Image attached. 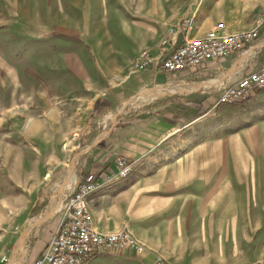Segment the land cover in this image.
<instances>
[{"label": "crops", "instance_id": "crops-1", "mask_svg": "<svg viewBox=\"0 0 264 264\" xmlns=\"http://www.w3.org/2000/svg\"><path fill=\"white\" fill-rule=\"evenodd\" d=\"M89 5L99 8L95 12L97 18L92 27L86 25L82 31H98L105 20L116 21L121 30L132 26L156 37L153 49L159 44L168 49L176 38L180 43V28L186 18H191L192 24L195 19L209 21L210 29L222 21L230 31H242L254 27L264 13V0H84L75 7L76 13L84 14ZM148 5L152 9L150 17L144 13ZM213 15L218 18L211 20ZM2 36L7 39L8 32L0 33V39ZM80 37L89 35L83 33ZM6 44L0 41V48L4 49ZM54 45L48 44L49 53ZM151 48L146 44L135 58L145 51L152 52ZM38 55L35 53L34 57ZM77 56L84 76L71 71L72 77L100 80L104 85L105 73L99 61L91 63L84 55ZM242 56L176 73L149 66L141 70L136 80L133 78L141 89L137 88L129 97L134 100L123 107L124 111H116L109 128L104 125L100 132H106L105 135L96 133L94 127L88 130L92 124L89 121L79 129L80 142L96 143L88 152L90 168H114L118 155L134 161L127 178L94 193L90 203L98 230L116 231L127 224L147 244L142 260L153 262L158 253L175 264H248L264 258V108L254 110L257 118L234 132H224L220 127L217 131V107L211 94L264 62L256 51ZM213 79H220V83L204 84ZM146 88L158 90L159 97L143 100L145 97L138 93ZM100 98L109 101L107 109L111 111L122 102H114L113 97L105 94L97 95L91 113ZM157 99L160 101L152 104ZM134 101L139 103L133 105ZM79 180L74 176V184ZM43 214L46 212L40 216ZM52 216L38 223L33 220L35 225L25 227L17 238H24L22 245L18 243L17 248L16 241L4 250L0 264H5V254L13 257L15 247L22 255L13 257L9 264H15L17 259L16 264H24L28 256L33 260L41 254L60 222L58 212ZM56 217L58 221L53 224ZM26 219L15 225L12 236ZM47 219L54 220L47 222L52 226L43 233L40 227ZM33 228L36 229L31 231ZM31 233L34 245L30 247L29 241L26 248L24 241ZM115 257L139 260V256L127 252Z\"/></svg>", "mask_w": 264, "mask_h": 264}, {"label": "rangeland", "instance_id": "rangeland-1", "mask_svg": "<svg viewBox=\"0 0 264 264\" xmlns=\"http://www.w3.org/2000/svg\"><path fill=\"white\" fill-rule=\"evenodd\" d=\"M82 1L0 0V33L8 32L7 39L3 36L0 39L1 42H7L4 49L0 48V255L16 241L17 248L21 246L23 240L17 238L25 227L31 223L33 226L49 216L52 218L58 212L61 201L67 197L74 184V181L68 182L67 178L70 167L74 168V176L77 175L79 179L87 172L97 171L90 168L88 159L89 149L96 143L80 142L79 129L89 121L92 124L88 130L94 127L96 133L105 135L106 132H100L104 125L109 128L116 118V111H124L126 103L134 100V97H129L137 88L141 89L140 84L133 81L142 72L135 67V56L146 44L152 47V52H149L155 57L164 48L159 44L158 48L153 49L156 37L147 31L142 32L132 26L129 30H121L116 21L105 20L99 25L98 31H82L81 28L86 25V28L93 26L97 18L95 12L99 10L89 5L84 9V14L76 13L75 7ZM151 11L148 5L144 13L150 17ZM217 18L216 15L210 16L211 20ZM210 27L209 21L195 19L191 35H203ZM83 33L89 37L81 39ZM49 43L55 44L51 53ZM95 43L100 45H93ZM35 53L39 55L34 57ZM77 55H84L91 63L99 61L105 73L104 85L100 80L72 77L71 71L84 76ZM260 56L264 58V50ZM232 58L228 56L230 61ZM94 65L91 64L92 67ZM210 81L204 84L210 85ZM218 82L212 84L217 85ZM229 83L231 81L225 86ZM153 89L142 91L145 94V91H153L144 100L159 97L160 92ZM217 90L211 93L215 96L214 104L217 107V131L220 127L224 132H234L242 124L257 118L254 110L264 108V89L245 100L218 105L220 92ZM143 93H138V96L142 97L140 94ZM103 94L113 97L114 102H122L112 111L106 108L95 115L91 113L92 102L97 95ZM159 101L157 99L152 104ZM138 103L135 101L133 105ZM43 212H46L42 215L44 217L40 216ZM25 218L24 224L12 236L15 225L21 224ZM53 220L47 219L46 224L40 225V231H47L52 226V223L47 222ZM57 221L58 217L53 224ZM139 239L147 249V244ZM29 241H32V247L33 233L24 241L26 248ZM35 244L38 245V242L35 241ZM15 250L18 249L15 247ZM146 251L137 255L139 260H126L115 257V253H104L93 258V264H158V257L162 258V264H175L159 253L153 262H147L144 258L142 260ZM34 259L28 256L24 264H32ZM262 261L264 258L248 264Z\"/></svg>", "mask_w": 264, "mask_h": 264}, {"label": "built area", "instance_id": "built-area-1", "mask_svg": "<svg viewBox=\"0 0 264 264\" xmlns=\"http://www.w3.org/2000/svg\"><path fill=\"white\" fill-rule=\"evenodd\" d=\"M192 19L186 18L180 28L183 37L177 38L171 47L163 49L158 56L145 51L136 59L138 70L154 65L164 72L176 73L207 65L211 61L222 60L228 56L248 55L250 52L264 50V13L257 24L242 31H230L220 21L204 35H191ZM264 88V62L254 70L241 74L224 86L218 96L217 105L245 100ZM134 161L126 155H118L115 167L103 171L87 172L77 181L58 210L59 225L32 264H90L97 255L125 252L139 255L146 250L144 243L133 233L128 225L111 232H102L94 226L91 196L103 187L118 179L127 178L133 171ZM24 238L20 239L23 240ZM19 240V242H20ZM22 255L14 250L13 257ZM12 257V258H13ZM11 254H5L2 262L11 263ZM162 264V258H157ZM257 264H264V261Z\"/></svg>", "mask_w": 264, "mask_h": 264}, {"label": "trees", "instance_id": "trees-1", "mask_svg": "<svg viewBox=\"0 0 264 264\" xmlns=\"http://www.w3.org/2000/svg\"><path fill=\"white\" fill-rule=\"evenodd\" d=\"M259 93V92H258ZM109 105V101L106 99H97L94 105L93 114H98V112L104 111ZM101 114V113H99ZM86 143V142H85ZM88 143V142H87Z\"/></svg>", "mask_w": 264, "mask_h": 264}, {"label": "bare ground", "instance_id": "bare-ground-1", "mask_svg": "<svg viewBox=\"0 0 264 264\" xmlns=\"http://www.w3.org/2000/svg\"><path fill=\"white\" fill-rule=\"evenodd\" d=\"M219 81V82H218ZM216 82H218V83H220V80L218 79V80H211L210 81V83H216ZM145 92H147L146 94L145 93H143V92H141V93H143V95L142 94H140L142 97H145L146 98V96H148V95H151V94H153V93H151V92H153V91H145ZM154 93H155V91H154ZM149 97V96H148ZM143 100H144V98H143ZM135 102V101H134ZM126 104H128V103H126ZM67 178L69 179V181L68 182H73L74 181V168L72 167H70V171H69V173H68V175H67ZM60 185V184H59ZM57 203V202H56ZM50 213H51V211H49ZM42 217H44V216H42ZM42 219V218H41ZM21 245H22V243H21Z\"/></svg>", "mask_w": 264, "mask_h": 264}]
</instances>
